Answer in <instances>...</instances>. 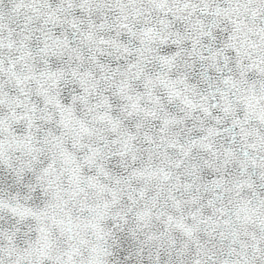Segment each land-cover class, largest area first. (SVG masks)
Listing matches in <instances>:
<instances>
[{"label": "snow or ice", "instance_id": "obj_1", "mask_svg": "<svg viewBox=\"0 0 264 264\" xmlns=\"http://www.w3.org/2000/svg\"><path fill=\"white\" fill-rule=\"evenodd\" d=\"M0 264H264V0H0Z\"/></svg>", "mask_w": 264, "mask_h": 264}]
</instances>
